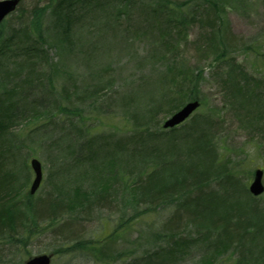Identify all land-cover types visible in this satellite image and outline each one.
<instances>
[{
  "label": "trees",
  "instance_id": "obj_1",
  "mask_svg": "<svg viewBox=\"0 0 264 264\" xmlns=\"http://www.w3.org/2000/svg\"><path fill=\"white\" fill-rule=\"evenodd\" d=\"M222 3L157 0L155 8L145 6L155 22L165 17L168 33L162 41V27L158 22L151 25L155 45L147 57L152 71L158 70V62L164 70L157 80L148 77V82L154 81L149 93L135 92L123 100L121 110L128 128L121 124L111 133L100 124L102 129L95 135L97 121L111 115L108 94L100 93L112 90L113 67L106 64L93 74L96 83L87 84L85 90L76 81L68 87L73 80L68 78L57 92L54 76L64 61L55 67L50 64V35L62 57L80 55L84 41L76 45V15L93 14L102 25L117 26L124 15L133 13L135 0H36L30 9L21 5L17 14L0 25V258L5 248L38 234L39 224L44 232L65 235L70 232L65 217L111 209L119 201L134 211L136 219L145 215L140 206L177 207L158 234L163 245L134 264H188L198 246L203 256L195 257L199 260L195 264H226L233 258L235 264H264V212L248 188L235 179L227 161L220 160L211 116L196 112L170 130L156 124L161 98L166 96L157 86L160 82L187 101L204 104L199 90L203 69H186L177 52L168 54L173 45L167 35L180 27L194 22L207 26V50L215 62L226 65L225 84L234 91L240 85L238 78L244 74L228 57L232 38L219 13ZM93 61L81 60L86 67ZM96 108L103 117L94 114ZM40 143H46L51 152L55 181L70 183L68 190L59 184L46 198L36 200L30 192L31 161L37 158ZM70 177L74 179L69 181Z\"/></svg>",
  "mask_w": 264,
  "mask_h": 264
},
{
  "label": "rangeland",
  "instance_id": "obj_2",
  "mask_svg": "<svg viewBox=\"0 0 264 264\" xmlns=\"http://www.w3.org/2000/svg\"><path fill=\"white\" fill-rule=\"evenodd\" d=\"M222 1L223 8L219 13L224 23L228 24L232 38L228 57L244 74L238 78L241 82L239 87L235 88L236 91L225 84L226 65L215 62L214 56L207 50L209 28L200 22L189 23L167 35L173 45L168 54L177 52L179 63L183 62L186 69H203L204 79L199 90L204 104L196 114L211 116L212 137L217 144L220 160L227 161L228 169L235 179L249 188L255 169L264 170V0ZM35 2L36 0H24L21 7L30 9ZM155 3L157 4V0H135L136 8H133V13L130 16L124 15L117 26L102 25L93 14L85 15L82 12L80 14L83 17L77 14L73 31L76 45L84 41L81 47L84 53L80 55L67 53L62 57L60 49L52 42L53 33L50 35V64L55 67L59 66L60 61H64L58 74L54 76L57 92L62 90L64 81L68 78L73 79L68 87L71 88L76 81L77 86L85 90L87 84L93 86L96 83L93 74L96 75L106 64L113 67L110 72L113 88L111 91L100 93L108 94V115H111L103 117L98 108L94 110L96 116L103 117V122L97 121L93 135L101 131L102 126L105 131L111 133L121 124L128 128L121 110L123 100L135 92L149 93L154 81L148 82V77L157 80V75L164 70L158 62L155 65L158 70L152 71L151 59H147L155 45L154 29L151 25L158 22L159 28L162 27L163 36L160 41L165 39L164 34L168 33L165 29V17L162 16L155 22L157 19L154 20L151 12L144 9L145 6L155 8ZM186 14L190 13L186 11ZM134 28L139 29L137 33L133 32ZM83 58L94 61L90 62V67H86L81 62ZM141 77H145L144 80H140ZM157 86L166 94L165 97L162 95L161 112L156 120V124L162 126L167 118L186 103L187 97L178 91L171 92L162 82ZM149 95L144 98L147 99ZM101 98H97L93 103H100ZM21 126L19 124V127ZM71 142L76 144L77 141L71 139ZM50 153L46 143L36 146L35 156L42 163L44 176L34 198L36 200L46 198L59 184H64L65 188L69 189L70 182L55 181L56 169L50 163ZM73 179L70 177L68 180ZM27 188L29 189V185ZM231 200L236 201L237 198ZM255 204L264 212V194L256 197ZM118 205L119 201H116L111 209L105 208L74 218L65 217L64 220L69 223L67 230L70 231L65 235L60 231L44 232L43 225L39 224L38 234L22 240L15 247L3 250L0 263L23 264L28 258L42 253L53 254L51 264H134L138 260L147 259L148 255L145 254L149 250L163 245L158 234L164 229V225L172 220L177 207L140 206L139 210L145 215L142 219H136L132 209ZM199 248L200 246L199 252L196 251L187 260L188 264L199 262L195 259L197 256H203ZM234 260L235 258L226 264H235Z\"/></svg>",
  "mask_w": 264,
  "mask_h": 264
},
{
  "label": "water",
  "instance_id": "obj_3",
  "mask_svg": "<svg viewBox=\"0 0 264 264\" xmlns=\"http://www.w3.org/2000/svg\"><path fill=\"white\" fill-rule=\"evenodd\" d=\"M20 0H2L0 1V23L12 12H14ZM200 106L199 101H191L185 104L178 112L168 118L163 124L164 128H173L180 125L187 120ZM32 168L35 172V179L31 187V193L34 194L41 185L43 179V172L41 163L34 159L31 162ZM264 172L260 169L256 170L254 180L251 183L249 190L254 196H259L264 192L263 184ZM50 255H39L30 258L25 264H50Z\"/></svg>",
  "mask_w": 264,
  "mask_h": 264
}]
</instances>
